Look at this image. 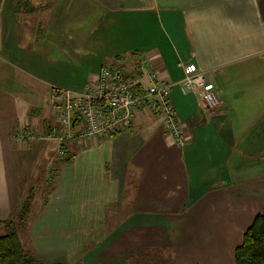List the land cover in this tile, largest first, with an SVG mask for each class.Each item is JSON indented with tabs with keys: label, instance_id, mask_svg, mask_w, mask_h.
Instances as JSON below:
<instances>
[{
	"label": "crops",
	"instance_id": "crops-1",
	"mask_svg": "<svg viewBox=\"0 0 264 264\" xmlns=\"http://www.w3.org/2000/svg\"><path fill=\"white\" fill-rule=\"evenodd\" d=\"M108 20L97 60L122 62L135 74L139 54L148 56L159 82L171 85L186 143L166 133L161 115L138 111L116 136L69 144L74 156L59 165L54 139L18 146L14 132L25 125L48 129L54 109L20 101L23 90L0 58V120L17 149L34 151V175L47 183L39 192L50 189L24 229L26 242L20 233L24 247L44 262L74 263L95 233L100 251L90 261L109 256L113 263L125 226L126 235L143 232L133 243L138 254L157 248L153 230L166 236L162 245L173 255L159 264H235V248L264 209V0H0V40L27 35L57 47L59 56L83 55L90 30ZM70 23L85 29L81 43L63 29ZM188 63L214 84L222 100L216 110L206 111L200 88L181 91ZM137 80L146 84L149 77ZM9 149L0 139V153ZM22 167L0 163L2 214L17 204Z\"/></svg>",
	"mask_w": 264,
	"mask_h": 264
},
{
	"label": "rangeland",
	"instance_id": "rangeland-1",
	"mask_svg": "<svg viewBox=\"0 0 264 264\" xmlns=\"http://www.w3.org/2000/svg\"><path fill=\"white\" fill-rule=\"evenodd\" d=\"M96 23L97 22L94 21L90 22V26H93ZM63 29H65L66 31L74 30L73 32L76 36L75 40L77 42L79 41L78 37H81L82 39V35L86 32L84 31V28H82L81 26H77L76 24L74 25L73 23L66 25ZM106 30L107 32L110 30V20L99 22V26H97V28L90 30L91 36L86 38L84 44H82L84 46L83 48L86 49V52L81 50V53L83 55H81L79 52L76 54L77 58L68 57V55L59 56L57 47H54V49H52L50 45H41L35 39H32L27 35H23L22 38L21 36H19V34L13 33L10 39L7 38L4 40H0V58H3L6 68L12 72L15 83L19 84V88L23 90L20 94L19 100L23 101L27 106L31 108L35 105L41 106L43 108L44 106L50 107L52 105V92L54 86H59L64 89H82V87L90 79V76L96 72L97 66H100L101 62H105L108 64H119L120 62L118 61L113 63L111 61H106L103 59L97 60L96 54L100 53H98V50H96V48L98 47L100 42H104L102 39V34ZM80 41L79 43H81ZM58 58L61 59L56 61V59ZM120 64H122V62ZM34 119L35 118H32L31 120ZM6 127L7 122L4 119H1L0 139H4L7 146H11V149L7 150L6 152L0 153V163L12 166L23 165V170L21 173L22 188H19L18 196L14 198L15 202L17 201V204L13 205V208H6L5 210L8 211L4 214H2L0 211V218L6 219L4 221H0V234H3L9 230H16V228L19 227V236L21 233L22 238H24L23 242H26L27 239H25L24 229L26 232V226L29 225L32 218L31 214L33 213L36 205H40V203L38 202L41 199L43 200L50 196V189L48 188L49 186L44 188V191L42 193L43 195L39 192L41 188L40 185H47V183L44 182L43 179L38 178L36 174L34 175V170H36L37 167L34 151L29 149H23L21 151L17 149L12 139H10L9 135L6 134ZM17 132H14L16 142H18L17 139L19 137ZM19 144L20 143L18 142V145ZM1 189H3V187L0 186V190ZM31 193L33 194L35 200H31L32 203H29V205H31L29 217L26 219L25 216V222L20 219L16 223H14L12 219L18 218V215H15L14 213L15 211H19V217L22 213L24 215L27 214V212H25L24 204L27 198L30 197ZM1 198L2 195H0V200ZM124 213L130 212L124 210ZM123 217L124 215L122 214L118 216L117 220L120 222V224L127 221L125 220V217L123 221ZM117 220L114 219L112 222L116 224ZM124 228L125 226L119 228V230H121L118 236V239L120 240V243L118 245L119 256L113 257V263H111L112 260L107 261L108 259H110L109 256L106 259L103 257L100 263H92V261H90V258L95 256L97 252L100 251H96V249H98L97 246L99 245L97 244L99 242H97V244L93 243L94 241H99L101 235L96 236V234L94 233L95 236L91 238L92 242L87 243L85 247L81 249L83 250L80 252L81 260L75 261L74 263H68L66 261H52L44 262V264H159L161 256H166V261L171 260V256L173 255V248H168L166 246L167 249L164 250L165 245H162L163 243H166V236L160 235L158 233L156 234V230H153L152 232L154 234V241L156 244H158L157 248L149 251L148 253L141 251V253L138 254L139 251L135 253L134 250L138 248H136L137 246L135 247L133 243L142 241L141 236L143 232L141 233V230L134 229L126 235L127 232ZM22 238L20 236L21 241ZM145 244L148 243L146 242ZM28 247L30 248V246ZM107 250H111L110 246L107 248ZM149 260L154 263H152L151 261L149 262ZM105 261H107L108 263H104ZM117 261L118 263H116Z\"/></svg>",
	"mask_w": 264,
	"mask_h": 264
},
{
	"label": "built area",
	"instance_id": "built-area-1",
	"mask_svg": "<svg viewBox=\"0 0 264 264\" xmlns=\"http://www.w3.org/2000/svg\"><path fill=\"white\" fill-rule=\"evenodd\" d=\"M139 63L151 81L149 86L133 89L127 71L121 64L108 63H103L96 77L81 90L54 86L52 106L55 119L66 129V137L83 139L107 135L129 124L134 113L145 107L162 116L166 133L176 144L183 146L186 143L182 122L171 99V85L159 82L148 56L141 55ZM183 68L184 76L178 82L181 91L187 94L200 88L199 100L206 111L216 110L222 100L214 84L194 63L183 64ZM17 134L19 143L29 135L26 127H22Z\"/></svg>",
	"mask_w": 264,
	"mask_h": 264
},
{
	"label": "trees",
	"instance_id": "trees-1",
	"mask_svg": "<svg viewBox=\"0 0 264 264\" xmlns=\"http://www.w3.org/2000/svg\"><path fill=\"white\" fill-rule=\"evenodd\" d=\"M141 55L144 54H139V57ZM121 66L127 71V76L130 80V85L133 89L136 87H141L143 85L149 86L151 84L150 79L146 84L137 80L139 75L145 73L140 63L137 65L139 70L138 72H136L137 74L136 73L133 74L130 71H128L123 64H121ZM144 110L149 111L145 107H141L136 112L144 111ZM136 112L134 113V115L136 114ZM156 114H158V112ZM134 115L132 116L129 124H127L126 126H124L119 130L110 131L109 134L101 136L98 139L113 137L116 136L118 133L126 130L131 125ZM54 117H55V109H54ZM25 127L29 135L23 138V140L18 146L23 145V143H31L36 139H42V138L54 139L58 144L55 162H58L59 165L70 161L74 156V153H72L69 149L70 148L69 144H71L72 142H79V143L87 142L90 138H93L90 137V138L80 139L79 137H75V138L66 137V129L63 128L62 125L58 121H56V119H55V124L53 126H50L48 129H45L43 131L36 126L34 127L31 125H25ZM54 172H57L55 168L49 170L50 175H52ZM33 199L34 196L31 193L30 197L27 198V200L25 201L24 208H25V212H27L26 215L22 213L19 217V211L14 212L15 215H18L17 219H12L14 223H16L20 219H22L23 222H25L24 220L25 216L26 219L29 217L30 215L29 212L31 209V205H29V203H32L31 200L33 201ZM18 228L19 227H17L16 230L15 229L11 231L9 230L3 234H0V264H44L43 260L39 259L30 251L25 249L20 239ZM234 255H235V264H264V209L255 216L252 224L244 232L242 242L235 248Z\"/></svg>",
	"mask_w": 264,
	"mask_h": 264
}]
</instances>
